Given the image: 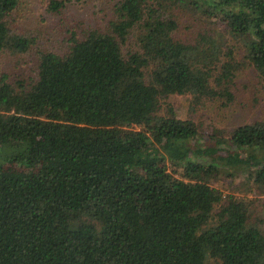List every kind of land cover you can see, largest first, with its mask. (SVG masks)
<instances>
[{"label": "trees", "instance_id": "16d2710c", "mask_svg": "<svg viewBox=\"0 0 264 264\" xmlns=\"http://www.w3.org/2000/svg\"><path fill=\"white\" fill-rule=\"evenodd\" d=\"M24 1L0 0V50L35 42L11 31ZM114 5L105 29L42 52L34 81L0 77V264H264V119L195 148L199 124L164 102H230L245 62L264 76V0ZM178 7L221 30L181 39Z\"/></svg>", "mask_w": 264, "mask_h": 264}, {"label": "rangeland", "instance_id": "374dc122", "mask_svg": "<svg viewBox=\"0 0 264 264\" xmlns=\"http://www.w3.org/2000/svg\"><path fill=\"white\" fill-rule=\"evenodd\" d=\"M45 1L25 0L9 20L12 33L35 39L26 52H16L11 48L0 50V77L7 74L12 83L18 81L28 84L34 81L42 52L64 54L69 49L73 32L81 37L91 29H105L115 19L116 0L71 1L58 12L49 11ZM172 14L178 20V36L183 40L192 42L204 29L212 28L215 32L221 30L219 26L217 29L213 24L209 26L199 12L191 9L178 7L173 9ZM224 40V49H233L236 59L244 63L246 39L236 38L228 33ZM130 47L134 46L130 44ZM214 87L220 89L215 85ZM230 90L233 94L230 102L218 97L197 99L192 94H173L165 99V106L172 105L178 116L188 117L199 124L201 133L192 142L193 147L206 148L214 145L209 137L213 127L232 131L244 123L264 119V76L253 66L244 63L236 73ZM224 192L227 193L226 187ZM257 214L264 219V207L260 206ZM261 227L264 231V222ZM211 264L220 262L212 259Z\"/></svg>", "mask_w": 264, "mask_h": 264}]
</instances>
